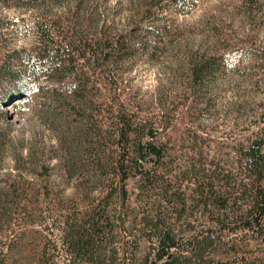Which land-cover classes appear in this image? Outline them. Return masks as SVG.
Instances as JSON below:
<instances>
[{
  "label": "trees",
  "instance_id": "1",
  "mask_svg": "<svg viewBox=\"0 0 264 264\" xmlns=\"http://www.w3.org/2000/svg\"><path fill=\"white\" fill-rule=\"evenodd\" d=\"M0 1L25 7L74 3L63 15L34 21L35 41L27 50L3 49L0 33L2 97L48 95L63 165L78 171L87 157L96 172L85 178L86 187H76V197L87 203L62 221L65 264H136V241L123 237L141 233L156 242L153 259L147 254L142 264H264V113L254 119L248 114L245 120L258 128L227 156L208 150L209 137L190 127L178 132L169 118L171 113L197 122L208 109L200 105L204 97L197 101L203 81L240 70L246 81L264 85L261 51L225 41L209 57L188 64L185 90L175 91L167 107L159 100L154 113L143 118L127 109L125 100L132 97L124 87L113 88L114 70L132 60L136 50L152 57L169 31L162 19L167 8L183 12L195 0H143L136 25L142 34L117 35L109 27H93L96 17L88 13L85 0ZM6 24L15 23L0 18V30ZM233 103L240 112L248 101ZM170 127L177 131L174 143L162 136ZM42 170L48 173L46 165ZM107 174L115 181L104 187L101 180ZM131 177L139 183L136 197L127 188ZM95 184L100 191L92 195ZM54 193L46 182L6 179L0 205L18 215L43 201L58 209ZM15 242L10 238L6 247ZM47 259L40 256L30 264H48ZM0 264L19 263L0 250Z\"/></svg>",
  "mask_w": 264,
  "mask_h": 264
},
{
  "label": "rangeland",
  "instance_id": "2",
  "mask_svg": "<svg viewBox=\"0 0 264 264\" xmlns=\"http://www.w3.org/2000/svg\"><path fill=\"white\" fill-rule=\"evenodd\" d=\"M85 1L88 2V13L96 17L93 24L96 30L103 31L109 27L110 32L116 35L142 34L136 25H140V13L137 10L143 0ZM187 5L188 8L183 12L171 5L167 6L162 19L169 31L163 36L152 57L142 56L136 50L132 60L121 63L114 70L117 72V83L113 88L124 87V93L132 97L125 100V105L129 106L127 109L138 111L143 118L154 113L159 100L164 101L167 107L168 102L171 103L176 96L175 91L181 93L185 90L188 64L201 56L209 57L225 41L230 45L236 43L241 48L258 49L264 55V0H195L193 4ZM73 6V1L46 7L14 6L9 5L8 1H0V18L7 23H15L6 24L0 30L5 36L1 41L3 49H29L35 41L34 21L63 15ZM133 28L135 30L131 31ZM243 76L240 70H236L209 82L203 81L197 101L199 103L204 97L205 104L200 101V105L208 109L203 111L195 123H191L189 117L169 113L178 132L190 127L198 135L209 137L208 150L213 147L225 156L228 150L233 152L240 139L246 138L258 128L253 122L245 120L248 114L251 113L249 118L254 119L264 113V85H254ZM3 93L0 92V188L6 179L17 180L18 177L30 185L49 183L55 191L51 197L59 200V208L43 201L27 205L26 210L21 209L25 216L13 212V208L5 211L0 205V250L7 252L19 264H30L40 256L48 258L44 261L48 264H65L60 239L64 227L62 221L66 214L76 211L78 204L87 203L76 197V187H86L85 178L96 172L90 168L91 159L87 157L83 159L78 171L63 165L64 160L62 162L59 156L61 151L59 147L56 148L57 131L51 126L54 114L46 102L48 95L44 98L23 94L7 99L2 97ZM237 98L248 101L246 108L240 112H236V104L233 103ZM176 134L177 131L170 127L162 136L174 143ZM191 145L197 144L191 140ZM44 165L48 167L47 174L43 173ZM109 175L101 180L104 187L114 184L115 180ZM138 184L137 177L128 178L127 188L132 196L136 197ZM96 185L92 195L100 191V188L96 190ZM12 237L16 242L7 248L6 243ZM123 238L136 241V250H133L136 264H142L147 254L150 260L153 259L156 242L150 240L147 233ZM130 247L127 251H131Z\"/></svg>",
  "mask_w": 264,
  "mask_h": 264
}]
</instances>
